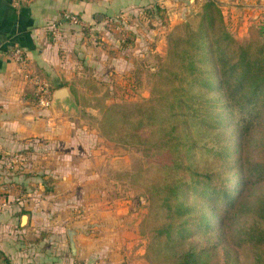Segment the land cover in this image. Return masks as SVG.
Here are the masks:
<instances>
[{
  "label": "trees",
  "instance_id": "16d2710c",
  "mask_svg": "<svg viewBox=\"0 0 264 264\" xmlns=\"http://www.w3.org/2000/svg\"><path fill=\"white\" fill-rule=\"evenodd\" d=\"M146 7L147 17L162 11L156 4ZM174 27L167 57L175 68L167 72L179 78L166 90L162 119L153 105L145 115L125 102L106 104L104 113L119 115L134 129L161 123L162 142L173 147L182 143L174 120L189 125L196 118L197 132L217 128L209 153L220 167L192 169L187 179L177 159L173 171L152 183L138 225L147 238L144 258L154 264H264V22L250 24L247 37L236 39L218 3L203 0L194 28L186 21ZM17 167L7 169L17 174ZM212 178L222 181L215 185Z\"/></svg>",
  "mask_w": 264,
  "mask_h": 264
},
{
  "label": "rangeland",
  "instance_id": "374dc122",
  "mask_svg": "<svg viewBox=\"0 0 264 264\" xmlns=\"http://www.w3.org/2000/svg\"><path fill=\"white\" fill-rule=\"evenodd\" d=\"M202 1L156 0L150 5L162 6V11L153 16L147 17L143 9L148 5H142L107 24L105 29L112 34L107 55L113 57L112 61L78 70L64 84L69 98L57 103V108L51 112L62 126L60 128L67 127L70 137L75 138L69 139L68 145L65 139L59 144L58 139L38 137L32 139V145L20 150L25 157L16 170L37 175L40 193L45 186L51 188L54 179L61 176L69 175L78 187L73 194L75 201L64 204L61 209L64 215L74 211V218H69L90 240L85 242L84 248L91 251L89 260L92 262L154 264L144 258L147 238L138 231L152 183L160 181L161 173L173 171V161L177 159L184 166L180 174L187 179L192 169L204 173L220 167L216 155L209 153V148L216 143L217 128L197 132L193 128L198 126L196 118L191 119L189 125L174 120L175 132L182 143L173 147L171 143L162 142L166 136L161 123H142L134 129V124L125 122L118 114L119 117L104 113L106 104L125 102L136 104L128 108H142L145 115L153 105L162 119L167 109L165 97L170 98L166 90L172 84H178L179 78H172L167 72L169 68H175L167 57L170 34L180 22L186 21L190 27H195ZM223 19L227 30L239 40L247 37L250 24L264 22V19L252 18L245 23L244 30L239 28L240 22L233 19L230 25L224 16ZM191 143L188 148L186 145ZM40 155L50 159L46 167L45 162L40 161L42 168L31 169L29 166L23 171L24 163L31 164L32 159H38ZM220 181L209 180L215 185ZM23 189L19 188L16 194L27 191ZM99 245L102 246L100 252ZM88 250L86 254H89Z\"/></svg>",
  "mask_w": 264,
  "mask_h": 264
},
{
  "label": "crops",
  "instance_id": "0c3cea01",
  "mask_svg": "<svg viewBox=\"0 0 264 264\" xmlns=\"http://www.w3.org/2000/svg\"><path fill=\"white\" fill-rule=\"evenodd\" d=\"M155 1L0 0V198H18L0 210V264L144 263L89 260L91 251L85 250L84 244L90 240L69 218L74 216V211L64 215L61 209L64 204L75 201L73 194L78 187L70 176L56 177L53 186L40 193L37 175L19 173L21 170L14 175L5 161L8 153L27 148L34 138L58 139L59 144L65 139L68 145V140L75 138L70 137L67 127L61 129L51 114L60 101L52 103L51 100L49 106L44 107L35 103L32 77L46 82L53 93L78 70L92 68L102 61L110 63L113 57L107 53L111 49L108 43L112 41V34L105 29L106 18L126 15ZM217 2L230 25L234 19L240 22L239 28L245 30L252 18L264 19V0ZM62 11L75 13L85 26L61 22L59 33L52 37L48 24L58 21ZM13 45L23 49L21 61L8 55ZM41 156L35 159L37 162L32 159L31 164L24 163L23 171L29 166L42 168L40 161L45 162L46 167L50 159ZM51 162L56 160L51 159ZM33 184L36 186L29 187ZM22 187L27 191L17 195ZM67 226L75 230V254L69 249ZM100 245L98 252L102 251ZM106 250L104 246L105 255Z\"/></svg>",
  "mask_w": 264,
  "mask_h": 264
},
{
  "label": "built area",
  "instance_id": "2783aa9c",
  "mask_svg": "<svg viewBox=\"0 0 264 264\" xmlns=\"http://www.w3.org/2000/svg\"><path fill=\"white\" fill-rule=\"evenodd\" d=\"M117 16H111L106 18V23L109 25ZM69 22L71 24H82L83 22L80 18L73 12L70 11H62L60 14V18L58 21H53L48 24V30L52 37L56 36L59 33V27L61 22ZM85 26V24L83 25ZM87 26V25H86ZM8 55L16 61H21L24 58V51L18 45H13L8 50ZM33 82V97L34 101L38 106H48L51 102L52 91L49 89L46 82L32 77ZM25 155L21 151H14L8 155V166L11 168H15L19 165V163L24 159ZM18 198H0V210L6 206L11 200H16Z\"/></svg>",
  "mask_w": 264,
  "mask_h": 264
},
{
  "label": "water",
  "instance_id": "95a60500",
  "mask_svg": "<svg viewBox=\"0 0 264 264\" xmlns=\"http://www.w3.org/2000/svg\"><path fill=\"white\" fill-rule=\"evenodd\" d=\"M100 17V16H99ZM69 98V92L65 86H59L57 87L53 93H52V103H56L59 101L67 100ZM75 230H72L67 226V236H68V244L71 254L76 253V246H75V240L74 235Z\"/></svg>",
  "mask_w": 264,
  "mask_h": 264
}]
</instances>
